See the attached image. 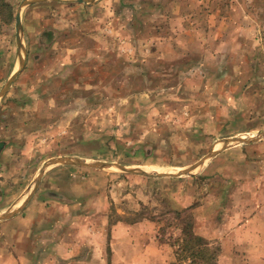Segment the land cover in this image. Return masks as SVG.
I'll use <instances>...</instances> for the list:
<instances>
[{"label": "rangeland", "instance_id": "374dc122", "mask_svg": "<svg viewBox=\"0 0 264 264\" xmlns=\"http://www.w3.org/2000/svg\"><path fill=\"white\" fill-rule=\"evenodd\" d=\"M1 1L10 11L0 9V89L18 69L15 18L24 0ZM20 18L25 64L0 99V138L23 155L0 160L13 169L1 185L36 157L101 163L72 165L92 176L75 190L100 207V264H191L182 252L187 229L214 250L216 264H264V138L221 143L264 132V70L252 81L231 70L236 49L222 68L201 52L220 34L229 45L240 29L253 32L254 19L264 25V0L54 2L24 7ZM221 76L224 85L210 87ZM211 151L191 174L171 175ZM119 224L131 228L124 235Z\"/></svg>", "mask_w": 264, "mask_h": 264}, {"label": "crops", "instance_id": "0c3cea01", "mask_svg": "<svg viewBox=\"0 0 264 264\" xmlns=\"http://www.w3.org/2000/svg\"><path fill=\"white\" fill-rule=\"evenodd\" d=\"M249 8H256L257 11L258 7L253 5L247 7V9ZM260 10L262 9L258 8V11ZM246 13L248 14L246 17L251 16L249 12ZM252 21L254 23L253 32L240 29L236 33V40L233 44L226 45L224 42L226 40L223 41L221 38L224 33L217 37L219 41L214 46L211 45L212 50L209 51L206 46H202L201 52H204L206 62L219 60V66L222 68L223 64L230 60L229 56L232 52L230 48H234L237 57L248 55V59L244 62L238 57V68H231V70L251 73L249 80L253 79L252 81H254L256 79L255 72L258 69L264 70V65H261L262 54H264V25L260 20ZM249 41H253L254 47L249 46ZM220 42L219 48L217 45ZM253 57L256 59L254 62H252ZM223 81H225L224 78L217 81L212 80L209 85L210 87L217 85L221 87L224 85ZM246 86L247 84L243 83L240 89ZM21 143L24 144V141L22 140ZM15 145L5 137L4 140L0 138V160L3 159L6 162L13 159L12 157L20 159L23 155L21 152L9 153ZM63 156L58 157L63 158ZM27 160H25L27 164L23 163L22 167L18 169L17 177L7 175L8 179L4 178L2 185L0 182V217L14 212L7 219L0 220V264L106 263V259L101 257L103 256V245L100 241L102 229L96 227L94 222L100 218V207H90L87 203L90 192L75 190L78 187H83L92 176L84 178L85 168L72 166L70 163L56 164L43 170L40 180L34 188V182L42 164L47 161L42 163V158L39 157H36L32 163H28ZM49 160H52V157ZM37 163L40 164L36 165ZM10 171L13 169L0 168V175L4 176ZM92 194H96L95 198L99 202V194ZM85 204L89 208H83ZM202 224L198 221L194 223V230ZM119 225L124 235L131 228L128 225ZM89 228L94 232L92 235L88 233ZM107 246L115 254L120 250L114 243ZM127 249H129V245L126 244L125 250Z\"/></svg>", "mask_w": 264, "mask_h": 264}, {"label": "water", "instance_id": "95a60500", "mask_svg": "<svg viewBox=\"0 0 264 264\" xmlns=\"http://www.w3.org/2000/svg\"><path fill=\"white\" fill-rule=\"evenodd\" d=\"M97 0H24L18 10H17V14H16V18H15V41H16V45H17V57H18V69L8 78L7 82L4 84V86L0 89V99L7 94L8 89L10 88V86L12 85V83L15 81L16 77L22 72L23 68H24V64H25V49L23 47V42H22V23H21V18H20V14H21V10L24 7H28L31 5H35V4H42V3H54V2H69V3H78V4H84V5H92L96 2ZM264 138V132L259 133L257 136L253 137V138H248V139H242V138H233V139H224L221 141L223 147L227 148L230 146H234V145H238V144H250V143H254L257 142L261 139ZM216 152L211 151L204 159H202L201 161H199V163H197L196 165H194L193 167H191L189 170L177 173L175 175L171 174L172 176H176V175H189L191 174L193 171H195L198 167H200L202 165V163L205 161V159H209L211 157H213V155ZM68 164L70 163V165H79L82 167H90V168H95V169H102L104 167H106L107 165H102L101 163H97V162H90L87 163L82 159H76V158H58V159H52L47 161L45 164H43L41 170L39 171L38 176L35 179L34 182V188L36 187V185L38 184L39 180H40V176L43 172V170L49 166H53L56 164ZM135 171L137 170H128V171H124V172H130V173H136ZM157 175H164V174H157ZM170 176V175H169ZM14 214H7L4 216L0 217V220L3 219H7L8 217L12 216Z\"/></svg>", "mask_w": 264, "mask_h": 264}, {"label": "trees", "instance_id": "16d2710c", "mask_svg": "<svg viewBox=\"0 0 264 264\" xmlns=\"http://www.w3.org/2000/svg\"><path fill=\"white\" fill-rule=\"evenodd\" d=\"M0 9L10 11V6L1 1ZM9 23L10 21L5 22V24ZM43 36L46 42H50L53 38L50 31H45ZM184 233L186 238L182 240V252H185V257L189 258L191 264H216L214 250L210 249L209 244L202 237L192 234L188 229Z\"/></svg>", "mask_w": 264, "mask_h": 264}]
</instances>
